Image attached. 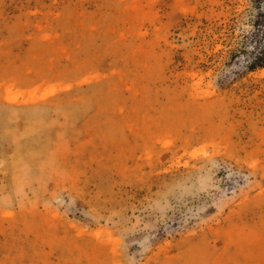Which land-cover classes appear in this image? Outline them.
Returning <instances> with one entry per match:
<instances>
[{"label": "rangeland", "instance_id": "374dc122", "mask_svg": "<svg viewBox=\"0 0 264 264\" xmlns=\"http://www.w3.org/2000/svg\"><path fill=\"white\" fill-rule=\"evenodd\" d=\"M264 0H0V264H264Z\"/></svg>", "mask_w": 264, "mask_h": 264}, {"label": "trees", "instance_id": "16d2710c", "mask_svg": "<svg viewBox=\"0 0 264 264\" xmlns=\"http://www.w3.org/2000/svg\"><path fill=\"white\" fill-rule=\"evenodd\" d=\"M253 65L260 64L259 66H264V57H257L254 61H252Z\"/></svg>", "mask_w": 264, "mask_h": 264}]
</instances>
